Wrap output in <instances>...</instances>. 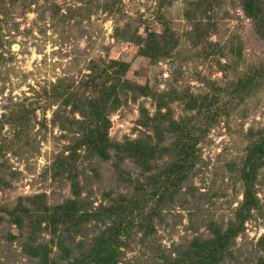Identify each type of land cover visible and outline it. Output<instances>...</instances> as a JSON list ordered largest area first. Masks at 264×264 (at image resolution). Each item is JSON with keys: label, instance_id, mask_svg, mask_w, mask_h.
Here are the masks:
<instances>
[{"label": "rangeland", "instance_id": "obj_1", "mask_svg": "<svg viewBox=\"0 0 264 264\" xmlns=\"http://www.w3.org/2000/svg\"><path fill=\"white\" fill-rule=\"evenodd\" d=\"M136 35L143 47L158 37L156 59ZM107 68L94 83L118 85L120 104L96 118L105 161L73 152L82 118L64 102ZM137 144L158 146L153 162L119 158ZM245 170L258 209L216 264H264V39L240 0H0V264H43L32 256L40 246L58 262L84 252L80 238L103 225L59 247L31 222L43 203L53 212L74 199L121 214L109 242L117 264L198 262L205 243L236 228ZM17 207L32 211L23 227L10 223Z\"/></svg>", "mask_w": 264, "mask_h": 264}, {"label": "trees", "instance_id": "obj_2", "mask_svg": "<svg viewBox=\"0 0 264 264\" xmlns=\"http://www.w3.org/2000/svg\"><path fill=\"white\" fill-rule=\"evenodd\" d=\"M240 1L245 17L253 21L257 35L264 39V0ZM114 7L115 4H113L110 8L113 9ZM136 36L137 37H135V40L133 42H135L137 46H141L143 50H147H144V56L156 59L153 52L157 50V47H155V40L158 37L156 35H151L149 39L151 42L150 45L147 44V46L143 47L141 45V39L138 38V35ZM148 52H151L152 55H149ZM111 66L112 68L120 67L121 71L118 72L120 74L119 77H122L125 74L124 65L120 63H113ZM108 69L109 68L102 70V73L99 75H95L96 70L92 69L93 72H95L93 74L94 76H90L86 83L80 85V88H84V90L81 93H71L72 95H69V98L74 97L75 102L69 98L66 99L68 100L67 102H64L66 103L64 104L65 107L71 103L70 106H72L73 109L72 113L75 114L76 112H79L82 118L81 121H75L76 124L79 125L80 129L76 133L78 139H75L76 141L74 142L73 152L77 153L79 150L84 149L86 150V152L88 151L89 153L94 154L97 157L99 156L101 159H105V161L111 159V157L109 156L110 152L107 150V147L100 144L98 141V130H96L95 128V125L97 123L96 120L100 117L98 111L100 109V106L105 109L110 108L113 111L114 109L118 108L120 99H118L117 97L118 85H116L115 83H112L111 87H108L107 89L105 87L107 84L106 81H103V83L101 82L100 85L94 82L96 80V77L100 80L102 78L106 79V77H108L106 75L109 72ZM86 87L88 88L86 89ZM138 89L142 90L141 88ZM89 91L92 93H90ZM149 140L153 141V139L151 138ZM158 149V146L152 147L149 144H137V148L133 149L134 152L132 155L127 148H124L123 151H119L118 154L119 158H125L123 156H126L131 159L138 156L137 158H140V161L142 159L146 164L148 162L154 161L155 154L158 153ZM254 150L255 151L252 152V154L255 158H258L262 153V148L257 146ZM125 153L127 155H125ZM187 156L192 157L193 154L188 153ZM251 159H249L248 161L250 162ZM170 169L171 170L169 172L173 176V178L175 177V180L176 178L179 180V178L177 177L178 173H180L178 172V166L176 165L172 168L170 167ZM246 171L247 170L242 171V180L244 181L246 191L244 193V199L241 204V208L236 214L237 220L235 222V225L233 226L236 228H231L223 235L219 233L216 237L211 238L202 247L203 255H201V259H199L198 262H190L189 264H216V259L221 262L224 257L223 254L229 249L227 247V243L229 242V240L235 239L242 233L245 223L251 217V214L258 209L257 195L255 194V192L251 191L253 186L251 183L252 178L247 175ZM36 198L38 199V201L42 200L43 202L44 197ZM81 202L82 200L78 202V199L70 200L59 206L58 208H55L53 212H50L45 203H43L44 207L42 206L40 208H35V211L40 210L42 213V215L39 216L36 221H33L32 216L30 217V214L32 212L30 209H25V214L19 213L21 212L20 207H17L10 212L8 211V216L11 219L10 223L17 225V227H23L26 219H28L29 217L32 219L31 222L33 224L38 223V225L40 226L44 225L46 229H49L48 231L51 232L50 234L59 239V247L62 245V243H64V234H67L69 236L68 240H70L71 243L75 245L76 237H81L76 233L78 227H83V225L91 226L90 223L101 224L105 227V229L102 231L103 233L101 232L96 237L93 236V238H80V242L77 244V247L83 249L84 252L82 253L84 255L81 253L78 257H74L67 262L61 259H59L58 262L57 260L50 259L51 249H49V247L40 246L39 250L34 249L36 251L32 252V256L34 258L40 257L43 264H117L115 257L118 249H113V245H110L109 242L111 241V238H114V235H116L120 230L118 227H122V220H120L121 214L118 213L117 209L116 211H113L111 209H106L103 206H100L93 211L88 209L82 210L80 207ZM107 219L111 221V224L109 226L107 223ZM97 227L100 226L97 225ZM81 255L82 258H85L84 261H80ZM218 256H220L221 258H218ZM175 263L182 264L180 262Z\"/></svg>", "mask_w": 264, "mask_h": 264}]
</instances>
